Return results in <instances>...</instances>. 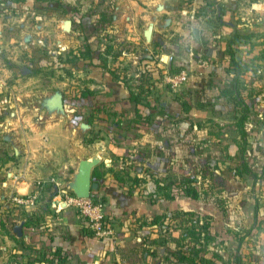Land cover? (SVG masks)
<instances>
[{
    "label": "crops",
    "instance_id": "crops-1",
    "mask_svg": "<svg viewBox=\"0 0 264 264\" xmlns=\"http://www.w3.org/2000/svg\"><path fill=\"white\" fill-rule=\"evenodd\" d=\"M258 3L264 0H255L252 4ZM200 49L207 56L216 54L222 58V53L225 56L214 43L201 45ZM216 64L209 66L203 58L186 64L185 70L191 69L196 77L192 75L179 94L167 93L163 97L160 96L163 91L159 90L157 97L150 98L152 107L130 99V90L137 89L136 83L114 79L109 70L90 65L87 86L92 93L76 100L77 120L73 116L70 125L83 127L87 134L103 128L100 138L81 142L79 135L80 144L72 149L76 153L72 151L68 161L60 156L58 163L36 162L32 158L18 162L16 147L9 157H0V217H5L0 220V236L12 237L17 252L6 261L10 258L9 264H24L30 258V252L24 249L36 243L34 246L39 247L34 253L36 256L59 248L66 259L58 264H161V256L168 258L170 264H184L174 253L180 230L191 228L192 219L196 224L209 219L213 236L203 243L201 254L214 260L199 264H264V97L256 94L248 97L249 113L244 121L247 143L243 159L252 171L261 175L253 181L250 174L234 173L230 165L235 162L226 161L238 152L241 137L235 126L238 113L221 95L224 81L217 76L221 65L216 67ZM197 91L202 92V98L193 97ZM157 101L159 105L155 104ZM92 155L101 157L92 168L99 174L94 177L91 171V176L98 182L96 196L103 199L114 228L112 237L93 235L85 219L71 207L62 206L51 216L43 211L40 201L26 209L22 217L12 209H4L5 201L13 192L29 191L34 181L47 177L54 168L57 174L67 173L70 179L78 160ZM211 158L214 163L210 162ZM211 163L215 165L212 167ZM193 176L199 193L197 198L182 192L166 198L158 190L159 185H164L170 193L172 183ZM162 213L168 214L167 222L171 225L168 234L175 232L167 242V251L163 250L164 256L151 253L162 241L158 237L160 224H149L155 215ZM28 216L30 220L39 217L44 234L36 230L39 225L24 232L23 223ZM33 232L38 238H31ZM134 232L135 240L129 238ZM22 236H30L29 244ZM138 249L141 255H133ZM130 255L132 258L127 260ZM45 263L57 264V259Z\"/></svg>",
    "mask_w": 264,
    "mask_h": 264
},
{
    "label": "rangeland",
    "instance_id": "rangeland-1",
    "mask_svg": "<svg viewBox=\"0 0 264 264\" xmlns=\"http://www.w3.org/2000/svg\"><path fill=\"white\" fill-rule=\"evenodd\" d=\"M254 1L0 0V157H9L16 147L18 162L32 158L36 162L58 163L60 156L67 161L72 158V149L80 144L79 135L81 142L100 138L103 128L87 134L83 127L70 125L76 113L72 99L79 88L88 85L90 65L107 69L111 75L113 72L112 77H124L138 85L145 83L148 98L157 97L159 90L163 91L160 96L167 93L172 96L183 91L194 75L187 68V80L171 89L165 75L174 72L168 68L172 60L180 70H185L186 64L203 58L209 66L221 65L217 76L222 81L229 79L228 56L223 53L222 58L216 54L207 56L200 46L214 43L225 53L228 40L234 37L231 46L236 57L243 61L239 67L241 94L247 98L252 94L264 97V3L253 5ZM68 20L70 26L66 29L64 23ZM148 28L152 31L150 38L143 33ZM152 38L166 39L175 51L153 44ZM98 48L102 50L95 57L94 50ZM57 94L62 99L61 107L53 101ZM193 97L202 98V92H195ZM57 173L54 168L50 175L39 179L52 176L67 179V173ZM35 186L36 181L31 189ZM54 191V184L44 183L33 207L42 201L43 211L54 216L60 210L53 200ZM5 205L4 209H12L18 217L26 212L25 207L13 204L10 199ZM1 217L0 220L5 218ZM167 221L166 218L167 226H171ZM38 227L36 230L44 234V229ZM160 229L158 237L162 245L156 251L164 256L163 250L167 251V242L175 232L168 234V228L160 226ZM181 233L183 229L178 236ZM35 234L32 239L38 238ZM8 236H0V264H9L7 257L17 255L14 239ZM22 238L29 244L30 236ZM129 238L135 240V232ZM34 245L24 249L32 257L39 248ZM139 252L140 249L134 250L133 255H141ZM161 264L170 262L161 256Z\"/></svg>",
    "mask_w": 264,
    "mask_h": 264
},
{
    "label": "trees",
    "instance_id": "trees-1",
    "mask_svg": "<svg viewBox=\"0 0 264 264\" xmlns=\"http://www.w3.org/2000/svg\"><path fill=\"white\" fill-rule=\"evenodd\" d=\"M239 37L238 34L234 35ZM153 40V44L162 47L165 50H172L175 51L171 46L167 45L169 44V42H166V39H155L152 38ZM165 40V41H163ZM235 38L232 37L231 39L228 40L227 42V47L225 49V54L226 56H228V62H227V66L226 69L227 71H229V79L224 80L223 82V86L221 89V95L224 97V99H226L227 101H229L232 106L233 109L235 110V112L238 113V115L236 116V120H235V126L236 129L238 131V133L240 134L241 137V142L239 145V150L238 152L234 155V156H228V160L229 162L234 161V165H230L232 171H234V173H247L250 174L253 181H256L257 178H259L261 175L255 173L254 171H252L246 164V162L243 159V153L246 147V132L244 129V121L248 116L249 113V104L247 102L248 98L243 96L241 94V90H240V86H239V82H240V78H239V73H241L239 71V67L240 65L243 64V61H240L235 54V49L232 48L231 45H233ZM166 42V44H165ZM101 48L95 49V57H97V54H99L101 52ZM149 59V58H148ZM176 61L171 62L170 65V69L174 72L178 71L181 69V67L179 65H177L178 63ZM144 65L146 64L145 62L143 63ZM180 65L182 64L181 62L179 63ZM183 65V64H182ZM143 71V69H142ZM111 73V72H110ZM113 75V72H112ZM115 75V74H114ZM114 79H122L124 82H127L128 80L124 79V77L120 78L119 76L115 75V77H113ZM150 78V77H149ZM151 82L154 80H150ZM149 88L146 87L145 88V83L144 84H137V89H131L130 90V94L129 97L131 100H133L136 104H141L145 107H152V100L150 98H148L145 95V92H148ZM78 93V95H77ZM77 93H75V95L73 96V101L72 103L76 106V100L77 99H82L86 96H88L89 94L92 93V90L89 89L88 86H84L81 87L77 90ZM154 100V99H153ZM157 100V99H156ZM156 105H159L158 101L155 103ZM79 109V108H78ZM137 111H139V108H136V113L139 114ZM136 114V115H137ZM77 114L74 115V119L75 121L77 120L76 118ZM139 116V115H137ZM79 118V117H78ZM235 159V160H233ZM230 164V163H229ZM217 166V165H216ZM95 174H99V171H97V169L92 171V176H96ZM173 187V188H172ZM158 190L161 192V194L163 196H165L166 198L171 197L173 198L175 194H179V193H183L186 194L188 196H191L192 198H197L199 193H198V189L196 186V179L195 177H188L187 179H185L183 182H178V183H172L170 186V193H169V188L167 186L164 185H159L158 186ZM172 188V189H171ZM97 189H93L91 191V196H93L94 198H98L96 196V191ZM101 199L103 201L102 198H98ZM188 214H191L192 212L187 211ZM166 216H168L167 213H162V214H157L155 215L149 222V224L152 223H156V224H160V226L164 227V229L169 228L166 224ZM30 216H28L24 223H23V229L24 232H30L32 230L35 229V226L38 224L37 223V219L30 220ZM192 225L191 228H187L185 230H183V233L180 234L179 241L177 242V248L174 251V253L177 256V259L184 263V264H199L200 262H207V263H212L214 260L213 258H205L201 253L203 252L204 249V245L203 243L208 242L211 238H212V233L210 231V221L209 219H204L202 223H195V219H192ZM87 225V224H86ZM87 227V226H86ZM7 231V230H6ZM89 232H91L89 230ZM16 238V237H14ZM16 240L18 242H23L21 238H16ZM152 254H158V252L156 251V249L152 250L151 252ZM41 254V253H40ZM39 254V256L33 255L30 256V258H28L24 264H46L45 262L51 261L52 259H57V264L59 261L61 260H65L66 257L62 256V252L61 250L59 251V248H56L54 251H52L51 253H42L41 255ZM62 254V255H61ZM212 255L215 256L216 253L212 252Z\"/></svg>",
    "mask_w": 264,
    "mask_h": 264
},
{
    "label": "built area",
    "instance_id": "built-area-1",
    "mask_svg": "<svg viewBox=\"0 0 264 264\" xmlns=\"http://www.w3.org/2000/svg\"><path fill=\"white\" fill-rule=\"evenodd\" d=\"M187 78L188 73L183 69L177 72L166 73L165 75V81L173 90L183 84ZM46 182L54 184L53 200L59 208L67 206L75 209L85 219L88 229L96 237L109 238L113 236L114 228L105 212L103 201L91 195L77 196L62 187V180L57 177L52 176L47 180L38 179L33 189L24 192L15 191L9 196V199L14 204L25 207V209H30L35 204L39 191Z\"/></svg>",
    "mask_w": 264,
    "mask_h": 264
},
{
    "label": "water",
    "instance_id": "water-1",
    "mask_svg": "<svg viewBox=\"0 0 264 264\" xmlns=\"http://www.w3.org/2000/svg\"><path fill=\"white\" fill-rule=\"evenodd\" d=\"M69 26L70 21L68 20L64 23V27L67 29ZM143 33L146 37L150 38L152 31L148 28L145 29ZM53 101L56 105L62 106V99L59 94L54 96ZM100 159L101 157L98 155L79 159L76 169L72 172L70 179H63L61 186L77 196H90L91 191L98 188V182L92 179L91 171Z\"/></svg>",
    "mask_w": 264,
    "mask_h": 264
}]
</instances>
